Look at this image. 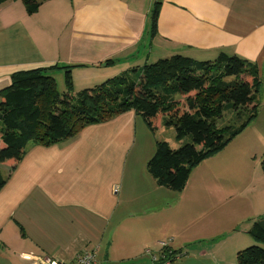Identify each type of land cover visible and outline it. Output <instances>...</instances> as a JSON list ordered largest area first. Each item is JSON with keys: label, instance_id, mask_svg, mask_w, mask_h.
<instances>
[{"label": "crops", "instance_id": "1", "mask_svg": "<svg viewBox=\"0 0 264 264\" xmlns=\"http://www.w3.org/2000/svg\"><path fill=\"white\" fill-rule=\"evenodd\" d=\"M221 53L258 67L259 107L249 126L264 128V0H48L32 15L21 0L0 6V91L14 73L35 68L72 67L78 92L173 55L212 61ZM64 75V68L53 73L63 83ZM137 120L129 111L49 147L31 141L19 164L1 165L8 180L0 236L17 247L0 249V264H73L94 247L101 264H154L146 251L155 254L178 227L170 221L176 203L152 176L129 167ZM175 250L185 255L173 264H223L218 249Z\"/></svg>", "mask_w": 264, "mask_h": 264}, {"label": "trees", "instance_id": "2", "mask_svg": "<svg viewBox=\"0 0 264 264\" xmlns=\"http://www.w3.org/2000/svg\"><path fill=\"white\" fill-rule=\"evenodd\" d=\"M10 1L16 0H0V6ZM21 1L32 15L48 0ZM160 5L157 2L151 14L152 36ZM63 68L65 92L61 93L53 73ZM70 68L55 65L19 71L0 91V167L19 164L31 141L49 147L76 137L88 126L134 111L152 132L164 124L173 127L175 139L182 142L174 149L157 141L147 163L158 186L178 192L186 187L193 169L223 150L257 116L259 69L236 55L221 53L212 61L173 55L78 92ZM226 113L234 115V123L219 126ZM186 138L191 141L183 143ZM7 180L0 168V192ZM250 234L261 246L239 251L237 262L264 264V221L256 222ZM164 261L161 258L159 264Z\"/></svg>", "mask_w": 264, "mask_h": 264}, {"label": "rangeland", "instance_id": "3", "mask_svg": "<svg viewBox=\"0 0 264 264\" xmlns=\"http://www.w3.org/2000/svg\"><path fill=\"white\" fill-rule=\"evenodd\" d=\"M62 80L58 78L56 84L59 91L64 93L65 84ZM137 118L136 134H133L127 148H130L127 161L129 167L134 164L143 175L151 177L147 160L154 155L156 142L166 141L172 148H178L182 142L175 139L173 127L162 124V130L152 132L140 115ZM234 120L232 113H226L218 124L225 126L233 124ZM261 123L249 126L250 123L223 150L193 169L182 191L163 188L168 192L167 197L176 203L175 207L170 208V221L178 224V227L167 230L166 234L169 235H163L158 242L167 244V260L171 264L185 255L182 252L174 254L173 251L180 252L175 249L189 252L191 249H218L219 262L238 264L239 251L261 246L250 234L256 222L264 221V146L263 142L257 141L264 130ZM190 141V138H186L183 143ZM184 225L191 226L193 231H180L179 227ZM185 241L188 243L182 244ZM11 244L17 247L14 241ZM12 246L0 236V249H12Z\"/></svg>", "mask_w": 264, "mask_h": 264}, {"label": "built area", "instance_id": "4", "mask_svg": "<svg viewBox=\"0 0 264 264\" xmlns=\"http://www.w3.org/2000/svg\"><path fill=\"white\" fill-rule=\"evenodd\" d=\"M159 247L160 249L158 250L159 254H154V253H148L150 251H146L147 254H149L152 262L154 264H159L158 261H159V258H163L165 259V261L162 263V264H171V262L167 260V258H165V255L167 253V244L166 243H160L159 244ZM161 251V252H160ZM163 251H166L165 254H163ZM97 253H98V247H95L94 249L90 250V251H87L81 255H79L77 257V259L74 261L73 264H101L99 263V261L97 260ZM157 253V252H156ZM181 256V255H180ZM179 256V257H180ZM45 264H59V263H56V262H53V261H50V260H47L45 262Z\"/></svg>", "mask_w": 264, "mask_h": 264}]
</instances>
